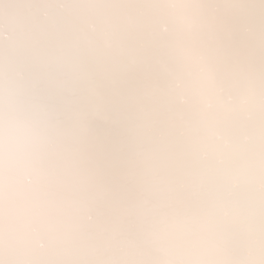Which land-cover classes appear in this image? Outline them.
I'll return each instance as SVG.
<instances>
[{
  "label": "snow or ice",
  "instance_id": "snow-or-ice-1",
  "mask_svg": "<svg viewBox=\"0 0 264 264\" xmlns=\"http://www.w3.org/2000/svg\"><path fill=\"white\" fill-rule=\"evenodd\" d=\"M9 7L0 264H264V0Z\"/></svg>",
  "mask_w": 264,
  "mask_h": 264
},
{
  "label": "bare ground",
  "instance_id": "bare-ground-1",
  "mask_svg": "<svg viewBox=\"0 0 264 264\" xmlns=\"http://www.w3.org/2000/svg\"><path fill=\"white\" fill-rule=\"evenodd\" d=\"M17 0H0V17H2L6 11H10L11 5L15 4Z\"/></svg>",
  "mask_w": 264,
  "mask_h": 264
}]
</instances>
